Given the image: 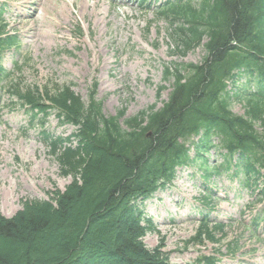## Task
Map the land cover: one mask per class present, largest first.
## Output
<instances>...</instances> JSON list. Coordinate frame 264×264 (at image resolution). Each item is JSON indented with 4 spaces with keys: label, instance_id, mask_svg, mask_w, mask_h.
<instances>
[{
    "label": "trees",
    "instance_id": "obj_1",
    "mask_svg": "<svg viewBox=\"0 0 264 264\" xmlns=\"http://www.w3.org/2000/svg\"><path fill=\"white\" fill-rule=\"evenodd\" d=\"M192 1L175 3L163 15L183 18L175 36L180 53L204 46L205 55L200 63L175 65V72L166 69L175 82L161 109L152 105L121 122L106 117L93 97L87 106L68 87L47 91L52 103L70 110L67 120L85 122L80 148L69 147L62 160L74 181L50 200L26 202L12 218L0 213V264H173L161 248L144 242L155 228L145 202L178 167L201 161L210 178L230 170L239 154L245 182L262 177L264 0ZM5 28L0 26V53L20 42ZM243 76L256 88L248 85L234 95L229 83ZM14 89L22 104L42 112L55 108L41 103L36 89ZM234 99L244 113L233 110ZM214 149L228 153L212 169L207 155ZM208 226L202 231L209 233Z\"/></svg>",
    "mask_w": 264,
    "mask_h": 264
},
{
    "label": "rangeland",
    "instance_id": "obj_2",
    "mask_svg": "<svg viewBox=\"0 0 264 264\" xmlns=\"http://www.w3.org/2000/svg\"><path fill=\"white\" fill-rule=\"evenodd\" d=\"M36 9L39 19L34 18ZM0 11L7 30L17 32L21 41L19 49H7L1 60L12 73L8 82H0V212L9 217L29 199H50V192L65 190L73 182L74 173L62 163L67 161L64 153L52 151L42 131L66 137L75 130L60 124L54 113L44 127L33 121L31 112L14 104L18 98L9 93V83L43 89L71 84L86 101L97 83L96 98L103 102L104 113L126 109L127 115H136L168 99L173 79L165 77L167 65L197 63L204 55L201 48L185 58L175 53L176 26L159 18L149 0H0ZM233 108L244 111L239 101ZM82 142L79 138L75 148ZM217 159L222 160L211 156L212 162ZM201 175L197 168L180 169L174 185L147 202L146 212L157 229L145 236V243L161 248L177 264H201L204 255L219 256V264H264V221L251 231L264 201L253 200L259 194L239 186L231 174L215 176L209 186L216 198L212 218L223 225L215 226V221L209 233L196 236L202 210L210 209ZM259 185L264 186V180ZM236 241L239 250L234 254L228 246Z\"/></svg>",
    "mask_w": 264,
    "mask_h": 264
},
{
    "label": "bare ground",
    "instance_id": "obj_3",
    "mask_svg": "<svg viewBox=\"0 0 264 264\" xmlns=\"http://www.w3.org/2000/svg\"><path fill=\"white\" fill-rule=\"evenodd\" d=\"M97 7V3L95 4V7H94V9ZM39 9H36L35 10V14H34V18L36 17V19H39ZM41 28H43V27H41ZM43 36H44V34H43Z\"/></svg>",
    "mask_w": 264,
    "mask_h": 264
}]
</instances>
